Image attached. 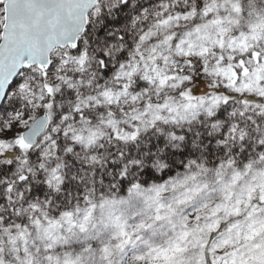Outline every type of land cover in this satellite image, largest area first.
I'll use <instances>...</instances> for the list:
<instances>
[{"label":"snow or ice","instance_id":"1","mask_svg":"<svg viewBox=\"0 0 264 264\" xmlns=\"http://www.w3.org/2000/svg\"><path fill=\"white\" fill-rule=\"evenodd\" d=\"M0 264H264V0H0Z\"/></svg>","mask_w":264,"mask_h":264}]
</instances>
